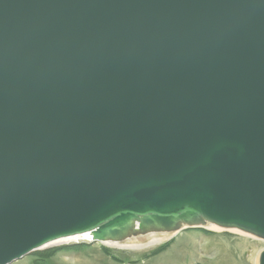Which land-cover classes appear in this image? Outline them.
<instances>
[{
	"label": "water",
	"instance_id": "1",
	"mask_svg": "<svg viewBox=\"0 0 264 264\" xmlns=\"http://www.w3.org/2000/svg\"><path fill=\"white\" fill-rule=\"evenodd\" d=\"M207 224L264 240V0H0V264Z\"/></svg>",
	"mask_w": 264,
	"mask_h": 264
},
{
	"label": "rangeland",
	"instance_id": "2",
	"mask_svg": "<svg viewBox=\"0 0 264 264\" xmlns=\"http://www.w3.org/2000/svg\"><path fill=\"white\" fill-rule=\"evenodd\" d=\"M223 231L187 229L165 235L161 243L142 250L91 242L62 243L14 264H254L252 256L261 255L264 241Z\"/></svg>",
	"mask_w": 264,
	"mask_h": 264
},
{
	"label": "bare ground",
	"instance_id": "3",
	"mask_svg": "<svg viewBox=\"0 0 264 264\" xmlns=\"http://www.w3.org/2000/svg\"><path fill=\"white\" fill-rule=\"evenodd\" d=\"M207 227L212 229V230H216V231H223L224 230V231L237 233V234L247 236V237H254V238H257L259 240L264 241L261 238H258L256 236L248 234V233H245L243 231H239L236 229H226V228H221V227H218L215 225L207 224V225L194 226V227L183 226L181 229H179L175 232H171V233L151 232V233H147L145 235H136V236L134 235V236L129 237L125 241H122V242H111V241H109V242H103V243H99V244H110V245H113L116 247H122V248H126V249H131V250H142L144 248L152 247V246H155V245L161 243L164 238H167V236H165V235L178 234V233L182 232L183 230H187V229L207 228ZM77 242H79V243L80 242L90 243L91 238L88 234L73 236V237H69V238L54 242L52 244H49L48 246L43 247L42 250L49 248V247H52V246H56L58 244H62V243L63 244H74ZM260 257H261V255L257 257V253H254L252 256L253 263L254 264H260V259H259Z\"/></svg>",
	"mask_w": 264,
	"mask_h": 264
}]
</instances>
